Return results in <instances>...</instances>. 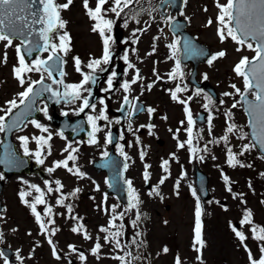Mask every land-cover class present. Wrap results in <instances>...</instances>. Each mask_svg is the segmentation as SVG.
Masks as SVG:
<instances>
[{
    "label": "rangeland",
    "instance_id": "374dc122",
    "mask_svg": "<svg viewBox=\"0 0 264 264\" xmlns=\"http://www.w3.org/2000/svg\"><path fill=\"white\" fill-rule=\"evenodd\" d=\"M55 1L58 5L67 3V0ZM96 2L97 0H89V7L94 8ZM217 2L225 4L226 0H185V7L181 13L182 17L189 21V31L200 42L207 45L213 55L220 51L226 52L225 57L216 59L212 65L206 62L199 67V79L205 80L203 77L207 75V80L215 87L219 96L217 103L203 90H199L197 94V89L188 83V85L185 83L182 85V88L186 90L177 95L180 99L188 98L190 104H181L172 100L171 91H174L180 84L178 80L170 78L169 74L175 68L177 57L167 45L174 43L176 37L170 31L168 18L165 21L158 18L157 9L152 7L148 1L135 0L131 7L133 15L126 18L127 11L125 10L121 13L122 18L120 19H117L110 11L108 12L106 18L114 20L115 25L123 29L124 38L137 39L135 53L128 58L133 67L127 66L123 83L131 82L137 70L142 71V78L134 84L130 83L128 92H125L122 87L116 95L121 101L125 96L129 98L142 96L140 99L146 103L147 108L155 109L151 114L146 113L137 117L133 126L135 133L130 136L128 148L124 152L130 161L128 179L132 182L140 202L135 208L123 209L113 196L106 194V175L98 174L92 169L93 161L101 158L103 153L109 150V143L104 139V134L101 132L97 134L99 143L87 142L82 149L79 143L72 145L65 136L59 135L60 132L53 131L48 118L51 117L52 110L45 100H41L39 107L40 109L47 107V116L41 111V118L38 122L47 126L52 135L49 141L51 154H48V146H44L41 176L37 177L38 175L35 174L14 177L6 183L1 197L6 210L0 215V223L5 229H13L17 232L15 234L17 239L13 240L15 248L21 246V235L25 240L23 246H27L29 241H33L34 245L40 242L36 230L40 227L35 221V215L20 197L21 192L28 193L24 199L29 203H35L40 193L36 192L31 185H36L43 192L45 201L43 204H37L36 210L40 214H46L48 208L51 207V213L55 216L57 223L58 245H73L76 248H82L85 259L81 261L87 263L123 264L116 257L113 248L110 245L105 246L103 239L100 241L104 249L100 251L101 254L93 255V250L98 240L95 231L99 227L112 228L113 223L116 227L124 221L127 222L129 230L127 239L133 247L136 239L140 242L142 239L144 242L147 238V243H149L148 254H137L138 249H133L135 251L134 261L126 264H147L149 260L150 264H175L177 257L181 264H250L245 245L251 250L253 258L258 260L261 257L260 247L264 246V241L254 239L251 229L264 228V157L255 146L249 151H243L244 145L254 144L248 133V121L241 106V96L236 95L231 87L235 84L242 92L245 91L243 79L233 69L243 56L251 59L255 53L246 45L241 51H237L239 46L231 38L221 42L217 34L219 28ZM111 4L112 0H109L105 8ZM60 15L66 25L64 29L59 30L58 34L66 32L70 36V51L67 55L60 53L64 61V75L60 79L63 80V84H56L57 87L64 88L65 84H78L83 79L81 73L75 69L74 58L80 59L82 72L91 73L86 65L93 59L102 58L103 38L98 31H93L96 21L87 15L83 0H72L67 9L60 10ZM171 18L173 19L174 16ZM209 20L212 21L211 25L208 24ZM113 33L112 29V36ZM55 42L58 43V40ZM19 45L18 42L13 41L12 46L8 47L6 42H0V98L5 92L11 91L8 89L9 82L14 87V93L8 98L13 97L18 100V94L23 91L13 71L14 67L18 66L15 49ZM116 51L118 48L111 51L110 47L111 53H116ZM5 52L7 53L6 63L2 62ZM48 55L49 52L43 53L37 59H47ZM117 62L125 64L124 59L114 57L109 74H112ZM107 66L108 64L104 66L102 64L100 67L106 69ZM191 69L190 64L185 66L187 75ZM103 72L97 69L94 75H100ZM38 79H40V74L32 72V80ZM45 81L52 84V80L47 77L46 73ZM148 85H151L150 89ZM25 86L28 85L25 84ZM85 87L91 90L92 83ZM225 92L232 93V95L225 96ZM83 95L88 96L89 93L84 92ZM208 97L211 98V103ZM101 100L104 101L103 98H98L95 102V110L92 108L88 110V116H96L103 107L108 106L105 101L101 104ZM81 104L82 101L77 100L69 103L68 107L78 110ZM205 104H208L207 109L204 107ZM233 104L237 106L233 108ZM186 107L190 109L193 119L201 111L207 113L205 123L198 125L196 129L192 127V147L196 149V152H192L186 143L189 127ZM0 109H4L2 102H0ZM226 113H230V117ZM0 115H3V111H0ZM151 117H154L153 125H150ZM112 123L108 128L119 122L113 125ZM228 124L234 125L236 131L228 133ZM109 132L110 129L107 130V133ZM121 136L123 138V135ZM224 136L228 137L227 143L222 139ZM242 136L245 138L242 139ZM159 139L163 141L161 144L158 143ZM181 142L185 143L184 148L178 147ZM69 144L78 149L77 152L72 153L77 157L78 167L69 162V167L73 169V172L63 167L55 168L57 161L67 158L71 149L65 151V148ZM229 148L238 161L235 166L227 162ZM141 152L144 153L143 158H141ZM201 156L204 157L202 160L199 158ZM165 160L168 161V172H164L162 167ZM241 164L245 166L242 167ZM195 165H199L209 176L211 197L208 201L201 200L198 194L193 176ZM50 167L55 168V171L49 173L47 169ZM76 168L84 173L83 177L74 174ZM147 168L150 169L148 172L150 190L146 188L143 175ZM224 176L228 177L227 183L223 179ZM165 177L167 178L164 179V183L160 184L159 181ZM56 181H60L62 188L56 184ZM49 186L53 191H48ZM229 187L232 189L231 192L228 191ZM76 189L79 191L77 192ZM193 191L196 193L195 196ZM197 198L202 208V239L205 245L201 253L195 251V247L198 246L194 245ZM67 206H71L72 215V211L68 212ZM113 207L116 213H123V220H112L111 209ZM249 212L251 223L242 224L241 221ZM137 213L140 215L138 229L136 223L133 224ZM81 223H85L92 231L86 232L91 239H85L83 231L79 233L72 231L73 227L79 228L77 225ZM233 226L247 237L243 243L233 232ZM165 248L168 249L167 253L163 251ZM87 251H89L88 254H86Z\"/></svg>",
    "mask_w": 264,
    "mask_h": 264
},
{
    "label": "snow or ice",
    "instance_id": "6c2138e0",
    "mask_svg": "<svg viewBox=\"0 0 264 264\" xmlns=\"http://www.w3.org/2000/svg\"><path fill=\"white\" fill-rule=\"evenodd\" d=\"M135 2V0H112V4L105 8V5L109 3V0H97L96 6L94 8L89 7V0H83L84 8L87 11V15L96 23L93 26V31H98L100 36L103 38V55L100 59H93L89 62L86 67L91 70L90 74H85L81 70V61L78 57L74 58L75 69L77 72H80L83 79L78 84H65L64 91L60 92L54 90L50 85H45V73L47 77L52 80V84H63V80H56L53 78V72L56 71L60 65L64 63V61L60 58V53L67 55L70 51V36L64 32L62 34H58L59 30L64 29L66 22L61 19L60 10L67 9L69 5L72 3V0H67V3L63 5H58L55 0H0V42H6V46L10 47L13 44V37H20V45L16 47V53L18 57V66L14 67V76L21 87H24L25 84L28 86L24 89V91L18 94V100L13 99L8 101V107L6 109H0V111H4L6 115H0V132L6 131V117L7 115H11L13 109L24 107L30 113L32 107L35 103L33 97L39 95L40 93L36 92V86L40 85V92H49L53 97H56V102L59 103L61 99L65 102L72 103L77 100L82 101L81 107L79 108V112H83L87 108H92L95 110V104L90 103L91 92L89 88H86L85 85L90 83H96V77L94 73L97 69L100 71H106L107 69L101 68L100 66L107 65L110 63L111 55L109 44L113 41V37L111 35L113 29V20L107 19L106 16L110 11L116 17H120L121 13L124 12L125 9L130 8L131 5ZM167 2V0H165ZM39 5L38 9H35L33 6ZM217 8L219 9V15L217 17V21L219 24V28L217 29V34L221 42L225 41L227 38H231L239 47L237 51H241L243 46L255 53L253 58H249L247 56H243L240 61L235 65L234 72L240 76L244 81V88L246 91L242 92L240 88H237L235 84H232L231 87L235 90L236 95H240L244 102L248 105V113L252 120L250 123L253 127V136L255 138V144H258L260 149L264 151V0H226L225 4H220L217 2ZM207 10V9H205ZM30 21V22H29ZM168 21L174 23L171 17H168ZM212 21L209 20L208 24L211 25ZM35 25H40L39 31L37 32ZM125 26L127 24L125 23ZM139 31V30H137ZM107 33V34H106ZM36 34L39 37V40L43 41V44H40L39 41H34L32 39V35ZM135 34V33H134ZM58 40V43L55 42ZM251 41V42H249ZM135 42V41H134ZM180 45V41L176 40L174 43H170L167 46L172 49L173 55L179 51L178 46ZM185 48L193 55H206V53L196 50L192 47L191 44H186ZM44 52H49L47 59H36L34 62L29 64L26 60V56L30 57L33 52H38L40 50ZM226 52L220 51L214 54L210 59H208L207 63L212 65L213 61L218 58L225 57ZM125 63L128 64L129 68H132L133 65L129 63L128 56L125 55L123 57ZM2 62H7V53L5 52ZM36 72L40 74V79L32 80L30 78H26V73ZM64 73L61 71V76ZM170 78L175 80L177 76L181 79L183 78V72L181 71V64L179 59L175 60V68L169 74ZM117 76L115 71L112 72L111 77L107 80L108 88L106 90H111L113 87L114 79ZM205 80L208 79L207 75L203 77ZM140 79V73L137 70L135 77L131 82L125 81L122 85L125 92L130 90V83L134 84L136 81ZM159 79V77H158ZM149 89L151 85L147 86ZM253 89L255 91L253 92ZM185 91L184 88L177 86L174 91H171V98L173 101H178L181 104H186L187 101L184 99H180L178 97V93ZM88 92V96H84L83 93ZM249 92H253L255 96V102L248 101L247 95ZM197 94H199V90H197ZM225 96H230L232 93L225 92ZM209 103H211V98H207ZM19 101V102H18ZM124 102L129 103L127 96L124 97ZM101 104L104 103L103 100L100 101ZM237 105L233 104L232 107L235 108ZM205 109L208 108V104L204 105ZM37 111H43L47 116V107L43 109H36ZM148 113L151 114L155 111V109L148 108ZM185 112L187 115V123L189 127L187 128L188 139L186 141L187 145L190 147L192 152H196V149L192 147L193 144V130L192 125H194L195 121L192 118V113L190 109L185 108ZM67 115V113H64ZM79 114V113H77ZM25 115V113H21L18 115L13 121L11 127H20L22 120L21 117ZM230 117V113H226ZM51 119V117H48ZM98 120H108L107 115L101 111L98 115L88 116V122L92 125L93 132L100 131V127L97 123ZM31 124L35 126L36 129H39L41 133H48L47 137L44 135L34 136L32 139L35 140L36 144L41 147V151L30 152L28 148L29 137L22 136L19 139L24 147V155L26 156H35L38 164H43L44 160L42 159L43 148L44 146H48V154H51V146L49 141L52 139V135L49 132L47 126L37 122L36 120H31ZM183 124V121L181 122ZM209 124H211V120H209ZM257 125L259 126L257 128ZM9 127L7 130H11ZM151 127V126H149ZM179 131V130H177ZM236 131V128L232 124H228L227 132L233 133ZM59 135L63 136V133H59ZM91 135V139L89 143L96 144L99 141L96 139L95 135ZM242 139L245 137H241ZM225 143L228 141V137L224 136L222 138ZM107 143L112 142V134L111 132L106 135ZM254 145H244L243 151H249ZM179 148H184L185 143L181 142L178 145ZM69 152L66 159L63 161H57L55 163V168H66L69 172H73V169L69 167V161H75L77 157L72 153L78 151L77 148H73L71 144L67 145L65 151ZM205 151L207 147L205 146ZM121 155L124 156L125 160L129 159V157L123 152V148L120 149ZM243 154V152L241 153ZM141 158H143L144 153H140ZM103 157L107 160L109 157V153L105 151L103 153ZM201 160L204 158L203 156L199 157ZM227 162L231 166H235L238 161L236 160L235 154L232 152L231 148L227 150ZM168 161L165 160L162 167L164 172H168ZM240 166H245L241 164ZM125 168L128 167L127 164L124 165ZM150 167V166H146ZM55 168H48L47 171L49 173L54 172ZM75 175L80 177L84 176V173L80 172L77 168L74 172ZM144 179L147 181L149 179V173L147 171L144 172ZM162 178L159 183L163 184L164 179ZM4 179L2 175H0V180ZM223 179L225 182H228V177L224 176ZM128 185V195H129V205L130 207H137L139 204V196L135 193V190L132 188V182L126 181ZM57 185H60V181H56ZM111 187V185H109ZM31 187L38 193V196L35 200V203H29L24 199L28 193L21 192L20 197L24 203L30 207L32 213L35 215L36 221L39 224L41 230L47 231V226L45 223L41 221L40 214L36 210L37 204H43L45 201L43 200V192L36 185H31ZM62 188V185H60ZM59 190V189H57ZM98 190V189H97ZM231 187L228 188V191L231 192ZM48 191H53L51 186H49ZM78 192L79 189H76ZM151 195V193H150ZM157 195L159 193L157 192ZM193 195L196 193L193 191ZM135 202V203H133ZM58 203H62V201H58ZM68 207V212L71 213V206ZM52 211L51 207L48 208V213L50 214ZM108 211V209H105ZM113 216L112 220L115 221L117 219L123 220V213H116L115 207L111 209ZM202 208L199 203V198H197V204L195 209V226H194V245L195 251L197 253H201L202 248L205 246L204 241L202 239ZM251 213L249 212L244 220L241 221L244 223H251ZM140 220V215L137 213L136 220L133 221L135 225L136 221ZM54 223V221H52ZM115 227V224L112 225ZM82 227V226H81ZM123 228L124 225L121 224L119 226ZM79 228H73V232H78ZM53 230V233L54 234ZM101 231L108 232V229L102 228ZM251 231L254 234V239L258 241H264V228H252ZM233 232L238 237L239 241L243 243L247 237L243 234L242 231L238 230L235 226H233ZM258 233V234H257ZM120 232L117 231L115 233H109V236L116 237L119 236ZM0 238H2V233H0ZM85 239H91L90 236L85 232ZM48 243L51 245L53 242L51 239L48 240ZM116 245L119 246V241L116 240ZM101 248L99 243L95 244V248L93 250V255H96ZM245 248L248 252L250 264H264V246L260 247L261 257L257 260L253 258V254L250 249ZM73 251L75 248L73 247ZM165 253L168 252V249L165 248L163 250ZM53 253L55 255V248H53ZM2 255V253H0ZM19 258V257H18ZM57 259L60 257L57 255ZM80 259L84 260L85 257L83 254L80 255ZM202 259V257H201ZM175 264H181L179 257L176 258Z\"/></svg>",
    "mask_w": 264,
    "mask_h": 264
},
{
    "label": "water",
    "instance_id": "95a60500",
    "mask_svg": "<svg viewBox=\"0 0 264 264\" xmlns=\"http://www.w3.org/2000/svg\"><path fill=\"white\" fill-rule=\"evenodd\" d=\"M170 2L173 5V11L179 12L182 8H183V4H184V0H167V2H163L161 4H159V9L161 11H163L165 5ZM35 9L39 8V5H34L33 6ZM30 22V21H29ZM185 26H186V22L184 20L181 19H177L176 21H174V23H172L171 25V29L173 31L174 34H180L181 35V40H180V45L181 48L183 50V54H182V62H189L192 61L193 65H194V69L189 77V81L192 82L195 86L197 87H203L205 90L209 91L210 94L213 96V98L215 100H218L217 94L215 89L211 88L209 86L208 83H203L200 84L196 81V75H197V67L205 62L207 60V58L211 55V52L209 51V49L205 46H203L202 44H200L199 42H197L191 35H189L186 31H185ZM35 28L37 30V32L39 31L40 25H35ZM14 38H18L21 39L20 37H13ZM32 39L34 41H39L40 44H43L42 40H39L38 35L33 34L32 35ZM186 44H191L192 47L196 50L202 51L204 53H206V55H193L191 54L188 49L185 48ZM43 50L41 49L38 52H33L32 55L30 57H27V60L29 61L30 59H32L36 54H38L39 52H42ZM61 58V57H60ZM62 60V58H61ZM61 71L63 72V64L60 65V67L54 71L53 73L56 74L57 76L61 74ZM46 85V84H45ZM36 92L40 93L39 95L33 97V99L35 100V103L32 107L31 112L29 113L28 110L24 107V105L16 112L12 115V117L10 118V120L7 122V129L9 127H11L12 125V121L21 113H25V115H23L21 117L22 123L21 126L23 125V123L26 121V119L29 116H33L37 113L36 110V104L37 101L40 97H45L49 103H53V104H57L56 97H53L51 95V93L49 92H40V85H38L35 89ZM255 91V89H253V92ZM53 98V100H52ZM63 100V99H61ZM60 100V101H61ZM247 100L248 101H252L255 102V98L250 97L249 93L247 95ZM241 102H242V106L244 108V111L246 112V115L248 117V125H249V134L251 136L252 141L255 144V138L253 136V127L252 124L250 123V121L252 120V117H250L249 113H248V105L244 102V100L241 98ZM204 119L203 117L199 120L198 123L203 122ZM60 123L63 126V130H69L68 129V125H69V120L64 117L62 119H60ZM20 126V127H21ZM20 127H11V130H7V134H6V139L5 142L12 144L11 141V133L20 128ZM259 126L257 125V128ZM71 137H74V135L72 134V132L69 130ZM88 135H86L87 137ZM115 141V137H113L112 142ZM257 149L264 154V151H262L259 147L258 144H255ZM1 164V163H0ZM126 164V162L124 160L121 159V157L114 155V154H109L108 159H103L101 161H97L95 163V167L97 169L98 172L104 171L107 173L108 175V181H109V185H111V187L109 186L108 192L109 193H114L116 195V197L118 198L119 202L122 203L124 206H129V195H128V185L125 183V170L126 168L124 167V165ZM21 168L20 165H16L14 167H11L12 170H19ZM195 181L197 184V187L199 189V192L202 196L203 199L208 200L210 199V195H209V189H208V185H209V177L206 173H204L203 171H201L199 169V167L197 166L195 169ZM3 189V185L0 183V195Z\"/></svg>",
    "mask_w": 264,
    "mask_h": 264
},
{
    "label": "flooded vegetation",
    "instance_id": "af4514ba",
    "mask_svg": "<svg viewBox=\"0 0 264 264\" xmlns=\"http://www.w3.org/2000/svg\"><path fill=\"white\" fill-rule=\"evenodd\" d=\"M135 41V42H134ZM137 42L136 40H129L123 39L122 41V45H120L119 51H117L118 53V57L123 56V55H127L130 56L132 54H134L135 52V43ZM124 74H125V70L128 66V64H124ZM110 69L108 68V70L106 71V74L104 75L101 84L99 86V89L97 91L96 94V99L97 98H103L105 103L108 104V110H107V117L108 120H100L98 122V125L100 127V131L101 132H106V129L109 127V125H111L112 122H117L119 120V117L116 115V111L117 109H119L120 107V98L116 95V93L118 94L119 91L122 89V85L121 83H118L117 79H114V83H113V87L111 90H106L108 88L107 86V80L111 77V74H109ZM67 107V108H66ZM87 110L85 111V118L88 121V115H87ZM62 111H64V113L69 114L70 116H75L77 115V113H81L79 111H76L75 108H69L68 105H65V108L62 109ZM84 113V112H83ZM89 123V122H88ZM115 123H112V125ZM120 125V123H118ZM90 127L91 124L89 123ZM29 132H27V134H25L26 136L29 137V142H33L34 139H32L33 136H35L36 134L39 133V129H36L35 126H33L31 123L29 124ZM129 131L133 130L132 126L129 127ZM27 131V129H26ZM91 133L93 132V128L91 127ZM24 133H21L19 135H17V139H16V144L18 146V149L21 151V153L24 155V147L21 143V140L19 139L20 137L24 136ZM86 143H82V145H85ZM28 148L30 150V152H36L38 151V149L35 146L32 145H28ZM31 159V162L38 164L36 161L35 156H29ZM40 165V164H39ZM36 178V176H34ZM39 177V175L37 176ZM8 181V180H7ZM8 231L0 228V233H2V238H0V253H2V255H0V264H73V256H74V251H73V246H62L61 250H58V248L56 246H54V248L56 249L55 251V256L53 254V246L50 245L48 243V240L52 239V236L56 233V231L51 230L49 232L50 237L47 238L46 236V232L44 234V238H43V242L45 245H35L32 246V242L29 241L27 246H23L24 245V241H21V246L17 249V251L13 252L12 255V260L11 262H6L7 258L6 256L3 254V248L4 247H8L5 246V236L7 234ZM75 251L78 252V256H80L81 254H83V251L81 249H76ZM59 256L60 258H62V260L65 259V261H57L56 256ZM19 257V258H18ZM67 259H70L69 261H66ZM78 264V263H77Z\"/></svg>",
    "mask_w": 264,
    "mask_h": 264
}]
</instances>
